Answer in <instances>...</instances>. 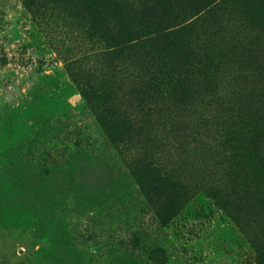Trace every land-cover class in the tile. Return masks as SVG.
Here are the masks:
<instances>
[{
	"label": "rangeland",
	"instance_id": "obj_1",
	"mask_svg": "<svg viewBox=\"0 0 264 264\" xmlns=\"http://www.w3.org/2000/svg\"><path fill=\"white\" fill-rule=\"evenodd\" d=\"M83 1L0 0V264H264V0H170L149 22L180 31L117 60ZM88 51L145 105L130 142L68 70ZM159 68L180 79L147 99Z\"/></svg>",
	"mask_w": 264,
	"mask_h": 264
},
{
	"label": "trees",
	"instance_id": "obj_2",
	"mask_svg": "<svg viewBox=\"0 0 264 264\" xmlns=\"http://www.w3.org/2000/svg\"><path fill=\"white\" fill-rule=\"evenodd\" d=\"M170 0H153L152 6L147 2L141 4H133L129 0H85L83 5L87 7L91 14L90 22L96 24L98 30L101 29L100 36L107 35L104 38L106 45L100 47V52L97 55L101 58L117 60L123 53L138 56L142 53H154L153 43L156 40L162 39L164 42L166 37L173 35L174 32L180 29H172L179 23H175V18L165 13L162 19L157 22H149L155 12L160 10H168L167 5ZM154 8V14L149 18L150 10ZM159 55H168L164 53L163 48H157ZM90 51L79 56H74L68 62V70L72 78L78 82L82 91L88 96L98 110V115L106 127L114 134L117 140L130 142L133 139V134L136 130V123L141 114L145 115V105L135 104L132 106V111L123 109L115 100V94L112 91L102 87L99 84L91 81V77L95 74L87 71L84 76L82 72L85 71L83 67L84 61ZM139 62V60H138ZM83 66V67H82ZM135 67V65H134ZM90 78V80H89ZM180 76H176L172 70H162L149 74L146 78L144 75L140 76V86L143 88L142 92L146 94L147 99L159 94L165 87L166 81L172 83L173 80H179ZM94 80V79H93ZM102 84V83H101ZM145 86L148 88L145 89ZM139 98L142 94L139 93ZM142 102V100H140ZM137 112V114H135ZM140 167L150 170L157 179L163 183V186H171L176 183L173 177L169 174H162L158 166L152 162L144 163L142 159L138 162Z\"/></svg>",
	"mask_w": 264,
	"mask_h": 264
}]
</instances>
